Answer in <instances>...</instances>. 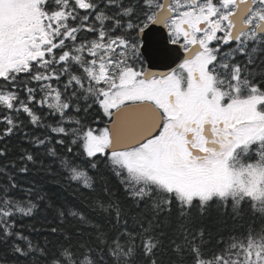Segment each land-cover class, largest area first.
<instances>
[{
  "label": "snow or ice",
  "instance_id": "6c2138e0",
  "mask_svg": "<svg viewBox=\"0 0 264 264\" xmlns=\"http://www.w3.org/2000/svg\"><path fill=\"white\" fill-rule=\"evenodd\" d=\"M0 125V264H264V231L213 253L202 226L264 213V0H0Z\"/></svg>",
  "mask_w": 264,
  "mask_h": 264
},
{
  "label": "trees",
  "instance_id": "16d2710c",
  "mask_svg": "<svg viewBox=\"0 0 264 264\" xmlns=\"http://www.w3.org/2000/svg\"><path fill=\"white\" fill-rule=\"evenodd\" d=\"M84 35L91 38V34L85 33ZM25 124L27 125V122H25ZM2 127L3 126L0 125V128ZM24 131L34 132L36 130L28 125L24 128ZM37 134L40 133L37 132ZM7 142L11 149L10 158L12 159L17 157L21 148H28L31 150L30 146L24 141L22 134L14 135L9 138ZM43 159L45 160L46 165L53 166L54 172L58 171V168L55 167L54 161L47 157H43ZM3 180L4 178L0 177V183H2ZM19 181L25 187L32 183L43 186L48 189L49 194L57 200H71L73 195L72 190L65 191L63 186H58L56 184L52 179V176L48 175L46 171H41L38 168L33 169L31 174L20 175ZM112 185L114 188L117 187L115 179H113ZM121 199L123 200L122 193ZM23 223L26 226L35 224V226L39 228L43 224V218L37 217L35 220L25 219ZM202 226L205 227L207 233L210 234L211 240L209 249L211 252L215 253L225 248L228 243L233 241V239L237 242L246 241L250 233L256 235L264 231V213H261L258 209H253L248 203H245L242 206V210L236 216H233L230 211L226 214L224 211L220 210L219 206H216L207 216L202 218ZM44 235V233L37 234L36 238L42 241ZM221 240L224 241L223 244L218 243ZM2 251L3 249H0V252Z\"/></svg>",
  "mask_w": 264,
  "mask_h": 264
},
{
  "label": "water",
  "instance_id": "95a60500",
  "mask_svg": "<svg viewBox=\"0 0 264 264\" xmlns=\"http://www.w3.org/2000/svg\"><path fill=\"white\" fill-rule=\"evenodd\" d=\"M156 29H160L161 31L156 33H149L145 35L144 37V46L141 49V52L143 53V58L146 62V68H148L151 71H165L167 69L162 68H156L152 67L149 64V60L151 59L153 62H156L158 60V54L159 52L165 47L166 40H167V29H164L162 25H156ZM168 47H175L172 45H167ZM181 57L183 56L182 49L180 50ZM181 61H177L179 63ZM172 67H175V64L172 65Z\"/></svg>",
  "mask_w": 264,
  "mask_h": 264
},
{
  "label": "flooded vegetation",
  "instance_id": "af4514ba",
  "mask_svg": "<svg viewBox=\"0 0 264 264\" xmlns=\"http://www.w3.org/2000/svg\"><path fill=\"white\" fill-rule=\"evenodd\" d=\"M144 59V58H143ZM144 67H146V62H145V59H144Z\"/></svg>",
  "mask_w": 264,
  "mask_h": 264
}]
</instances>
